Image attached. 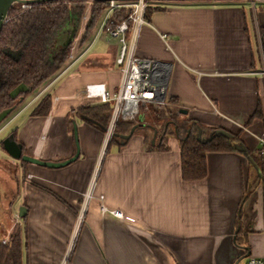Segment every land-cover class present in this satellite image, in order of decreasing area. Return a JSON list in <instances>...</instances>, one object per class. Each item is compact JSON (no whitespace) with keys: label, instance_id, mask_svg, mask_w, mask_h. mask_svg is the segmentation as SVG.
I'll use <instances>...</instances> for the list:
<instances>
[{"label":"crops","instance_id":"obj_1","mask_svg":"<svg viewBox=\"0 0 264 264\" xmlns=\"http://www.w3.org/2000/svg\"><path fill=\"white\" fill-rule=\"evenodd\" d=\"M146 2L160 10L139 28L135 55L170 65L161 66L168 78L165 101L175 99L185 118L203 128L239 134L241 143L234 151L207 152L206 177L187 182L176 137L160 149L158 137L147 146L137 131L127 140H106V130L82 121L76 110L102 104L101 91L117 89L118 44L108 38L104 51L82 50L90 35L80 40L82 22L65 67L24 96L0 126L36 160L76 156L54 169L11 161L18 213L24 214L18 224L22 264H245L247 255L264 257L261 185L246 195L250 181L260 178L250 155L264 150V0ZM45 95L49 114L32 117ZM91 182L94 198L81 213ZM101 203L123 217L101 214Z\"/></svg>","mask_w":264,"mask_h":264},{"label":"trees","instance_id":"obj_2","mask_svg":"<svg viewBox=\"0 0 264 264\" xmlns=\"http://www.w3.org/2000/svg\"><path fill=\"white\" fill-rule=\"evenodd\" d=\"M87 3L92 4L90 9L87 8ZM107 8L106 2L90 0H50L26 8L20 5L12 7L0 31V111L11 106L16 110L21 106L22 101L19 102V98L9 97V92L21 83L31 88V92L22 94L24 97L47 84L65 67L71 44L65 47L56 46V40L68 24H72L71 28L77 29L84 22L88 35ZM158 10L160 8L151 9L147 5L143 13L144 20L148 22L150 15ZM129 11L130 9L127 8L114 9L111 19L115 23L123 22ZM128 23L130 25V22ZM259 44L264 64V27L259 30ZM6 51L16 53L17 58L9 57ZM50 104L51 98L48 95L43 96L30 111L31 116L48 115ZM156 108L159 111L149 109V113H145L147 120L143 122L144 127H136L133 133L139 132L149 146L155 131V137L160 139L158 149L163 147L167 138L176 137L179 143L181 178L184 181H197L206 177L207 152L234 151L241 143L239 134L226 137L221 133L216 134L217 130L203 128L194 121H188L179 113L180 108L176 106L175 99H168ZM111 112V103L106 102L82 106L76 110V115L97 130L105 132ZM259 113L260 110L257 109L253 117H257ZM142 118L144 119V116ZM134 120L136 123H133V120L117 121L110 143L119 142L122 140L120 136L128 135L137 125V119ZM12 136L14 139V133ZM23 151L22 148V154ZM263 152V149L257 150L256 154L252 155L246 152L260 171V178L254 177L250 181L246 195L253 192L257 185H261L264 193ZM21 249L18 232L10 236L8 241H0V264H22Z\"/></svg>","mask_w":264,"mask_h":264},{"label":"built area","instance_id":"obj_3","mask_svg":"<svg viewBox=\"0 0 264 264\" xmlns=\"http://www.w3.org/2000/svg\"><path fill=\"white\" fill-rule=\"evenodd\" d=\"M108 8L100 25L101 33L109 39H114L118 43V55L115 64L119 68L120 84L115 91L111 93L101 91V102L111 103V115L105 132L106 140H109L114 133L117 121H129L138 119L140 116L139 107L153 106L158 107L162 103L157 102L161 96L163 88V72L161 65L150 60L139 58L135 55V41L138 30L145 23L143 18L147 2L139 0L132 3H119L110 0ZM26 8L25 6H21ZM130 9L123 22L115 23L111 19V13L114 9ZM130 22V25L129 23ZM166 36H163L164 39ZM260 145L264 148V140H260ZM94 183L91 182L89 189L82 200L81 213L86 210L89 201L94 198ZM102 196L97 197L101 201ZM101 214H107L112 217L122 218L119 210H108L103 203L99 207ZM80 217V216H79ZM245 264H264V257L247 255Z\"/></svg>","mask_w":264,"mask_h":264},{"label":"water","instance_id":"obj_4","mask_svg":"<svg viewBox=\"0 0 264 264\" xmlns=\"http://www.w3.org/2000/svg\"><path fill=\"white\" fill-rule=\"evenodd\" d=\"M50 0H0V31L2 29V27L4 26V24L6 23L5 21L7 20L9 11L12 7L14 6H25V7H29L31 5L34 4H38V3H45V2H49ZM90 1H98V2H109L110 0H90ZM119 3H125V2H137L139 0H113ZM143 1H149V0H143ZM166 1H171V0H166ZM175 1H186V0H175ZM210 1H216V0H210ZM89 24V22H88ZM78 30L76 28H66L65 30H63V32L60 34V36L57 38L56 40V46H62L65 47L67 45H70L73 40L75 39V37L77 36ZM87 37L86 32H83L81 34L80 40L83 41L85 38ZM65 39V40H64ZM65 41L64 44H62L61 42ZM7 55L11 58L14 59V55L11 52H6ZM154 63H158L161 66H167L168 69L170 70V65L169 64H165V63H161V62H154ZM168 70V72H169ZM168 78H167V74L164 77V80L161 83V86L163 88L162 94L161 96L157 99V102L160 103H164L165 99H166V93H165V88H166V84H167ZM31 92V88L27 87L25 84L21 83V85L17 86L16 88H14L13 90H11L9 92V97L12 99L15 98H19L18 101L21 102L24 97L22 96V94L25 93H29ZM14 110V106L8 107L2 111H0V123H2L3 121H5L7 119V117L11 114V112ZM179 113L182 115H186L187 111L184 109H179ZM142 127L143 125H136L134 126L128 135L126 136H120V138H122L123 140H127L129 139V136H131V134L133 133L134 129L136 127ZM222 134L226 137H230L226 132L224 131H217L216 134ZM155 136V131L153 133V138ZM2 148L4 150V152L7 154V156H9L11 159H15L18 160L20 162H26L29 164H33L36 166H42V167H46V168H61L64 167L66 165H69V163H71L72 161H74V159L76 158V156L74 158H70L67 161H63V162H54V163H50V162H44L41 160H36L34 158H31L25 154H22V147L19 143H16L13 139L12 135H8L2 142ZM77 155V153L75 154ZM24 210V209H23ZM23 213L21 214V212L19 211L18 216L19 217H23Z\"/></svg>","mask_w":264,"mask_h":264},{"label":"rangeland","instance_id":"obj_5","mask_svg":"<svg viewBox=\"0 0 264 264\" xmlns=\"http://www.w3.org/2000/svg\"><path fill=\"white\" fill-rule=\"evenodd\" d=\"M91 7L92 5L87 4L88 9H90ZM102 21L103 15L95 25V28L89 33L90 35L87 37L85 44L81 47L82 50L88 49L89 53H95L96 51L106 50L105 48H107L106 42L108 37L105 34L101 33V31L99 30ZM97 32L99 33L98 36H96ZM114 42L117 43L116 40L114 41L113 39H108V44H113ZM26 102L27 99L24 103L26 104ZM139 109L140 115L144 116V120L146 119L145 115L149 113V109L159 111L156 107L153 106H140ZM139 119L138 121L140 122ZM5 121L0 123V126ZM133 123H136V120H133ZM7 131L8 130L0 131V143L6 138ZM0 149V151H2V154L4 155L3 160L0 161V241H2L5 236L10 237L18 232V224L22 222V219H20L18 216V204H16L20 197L16 194L17 192H15L12 181L10 180H15V177L17 176L14 173V166L11 164V161L19 163L20 161L11 159L9 156H7L1 144ZM9 204L12 205L13 208H11Z\"/></svg>","mask_w":264,"mask_h":264},{"label":"flooded vegetation","instance_id":"obj_6","mask_svg":"<svg viewBox=\"0 0 264 264\" xmlns=\"http://www.w3.org/2000/svg\"><path fill=\"white\" fill-rule=\"evenodd\" d=\"M71 27H72V24H68V25L66 26V28H69V29H71ZM66 28H65V29H66ZM79 28H80V27H77V30H78ZM64 42H65V41H62L61 43L64 44ZM6 52H10V51H6ZM11 53L14 55V59L17 58V54H16V53H13V52H11Z\"/></svg>","mask_w":264,"mask_h":264}]
</instances>
